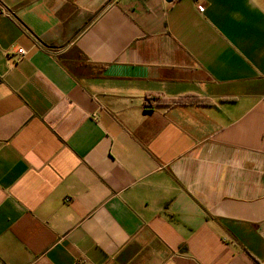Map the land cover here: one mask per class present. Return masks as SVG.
<instances>
[{
  "label": "crops",
  "instance_id": "1",
  "mask_svg": "<svg viewBox=\"0 0 264 264\" xmlns=\"http://www.w3.org/2000/svg\"><path fill=\"white\" fill-rule=\"evenodd\" d=\"M0 264H264V0H0Z\"/></svg>",
  "mask_w": 264,
  "mask_h": 264
},
{
  "label": "trees",
  "instance_id": "2",
  "mask_svg": "<svg viewBox=\"0 0 264 264\" xmlns=\"http://www.w3.org/2000/svg\"><path fill=\"white\" fill-rule=\"evenodd\" d=\"M148 103H149V105H152V100H151V99H149Z\"/></svg>",
  "mask_w": 264,
  "mask_h": 264
},
{
  "label": "built area",
  "instance_id": "3",
  "mask_svg": "<svg viewBox=\"0 0 264 264\" xmlns=\"http://www.w3.org/2000/svg\"><path fill=\"white\" fill-rule=\"evenodd\" d=\"M19 53H20V54H23V51H22V50H20V51H19Z\"/></svg>",
  "mask_w": 264,
  "mask_h": 264
}]
</instances>
